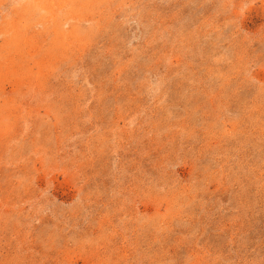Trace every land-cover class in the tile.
Segmentation results:
<instances>
[{
	"label": "rangeland",
	"instance_id": "obj_1",
	"mask_svg": "<svg viewBox=\"0 0 264 264\" xmlns=\"http://www.w3.org/2000/svg\"><path fill=\"white\" fill-rule=\"evenodd\" d=\"M0 115V264H264V0H0Z\"/></svg>",
	"mask_w": 264,
	"mask_h": 264
},
{
	"label": "bare ground",
	"instance_id": "obj_2",
	"mask_svg": "<svg viewBox=\"0 0 264 264\" xmlns=\"http://www.w3.org/2000/svg\"><path fill=\"white\" fill-rule=\"evenodd\" d=\"M42 1H43V0H42ZM36 2H37V1H36ZM44 2H45V1H44ZM46 2H47V1H46ZM38 3H39V2H38ZM86 3H87V2H86ZM29 4H30V3H29ZM47 4H48V3H47ZM80 4H81V3H80ZM92 4H93V3H92ZM31 5H32V3H31ZM41 6H42V5H41ZM52 8H53V7H52ZM29 9H30V7H29ZM45 9H46V8H45ZM45 9H44V10H45ZM39 10H40V9H39ZM26 11H27V10H26ZM29 11H30V10H29ZM29 11H28V13H29ZM67 12H68V11H67ZM23 13H24V11H23ZM63 15H64V14H63ZM23 18H24V17H23ZM23 18L21 17L22 20H23ZM53 21H54V20H53ZM50 22H51V21H50ZM52 23H53V22H52ZM56 23H57V22H56ZM49 25H50V24H49ZM95 25H96V24H95ZM61 26H62L61 24H60V26H58L57 24H55V25L52 27V35H55V36H57V37L60 36V35H61V36L66 35V33H65V29H64V30L61 29ZM47 27H48V26H47ZM48 28H49V27H48ZM48 28H47V29H48ZM62 28H63V26H62ZM49 31H50V30H49ZM50 32H51V31H50ZM42 33H43V31H42ZM44 33H45V32H44ZM44 33H43V34H44ZM68 33H69V32H67V34H68ZM9 34H10V33H9ZM49 34H50V33H49ZM73 34H74V33H73ZM73 34H72V35H73ZM16 35H17V34H16ZM40 35H41V37H43L42 34H40ZM40 35L38 36V38H40ZM68 35H69V34H68ZM70 35H71V32H70ZM72 35H71V36H72ZM66 36H67V35H66ZM66 36H65V37H66ZM47 37H48V36H47ZM65 37H64V38H65ZM73 37H74V35H73ZM21 38H22V37H21ZM38 38L35 37L37 43H38V40H40V39H38ZM45 38H46V36H45ZM25 39H26V38L24 37V39H23L21 42H19V43H20V47L23 46ZM46 39H47V38H46ZM48 39H49V38H48ZM50 39H51V37H50ZM31 40H32V39H31ZM63 40H64V39H63ZM52 41H53V40H52ZM15 42H16V41H15ZM27 42H28V41H27ZM47 42H48V41H47ZM63 42H64V41H63ZM68 42H69V41H68ZM9 43H10V42H9ZM54 43H56V40H55ZM11 44H12V43H11ZM11 44H10V46H11ZM35 44H36V43H35ZM40 44H41V43H40ZM42 44H43V43H42ZM25 45H26V43H25ZM53 45H54V44H53ZM8 46H9V45H8ZM27 46H28V45H27ZM36 46H38V45H36ZM5 47H7V46H5ZM25 47H26V46H25ZM38 47H40V46H38ZM7 48H8V47H7ZM32 48H34V47L31 46V49H32ZM22 49H24V51H25V48L22 47ZM28 49H29V48H28ZM35 49H36V47H35ZM50 49H51V47H50ZM50 49H49V50H50ZM42 50H43V49H42ZM49 50H48V52L52 51V49H51L50 51H49ZM33 51H34V50H33ZM45 51H46V50H45ZM22 52H23V51H22ZM31 52H32V50H31ZM31 52H29V54H27V55L29 56L30 59L26 56L28 60H32V59H33V56H34V55H33ZM38 52H39V51H38ZM52 52H53V51H52ZM52 52H51V53H52ZM6 53H7V51H6ZM27 53H28V52H27ZM43 53H44V52H43ZM50 55H51V54H50ZM4 56H5V55H4ZM31 56H32V57H31ZM60 56H61V55H60ZM9 59H10V58H9ZM24 59H25V58H24ZM81 59H82V58H81ZM6 62H7V61H6ZM8 63H9V62H8ZM14 63H15V62H14ZM28 64H29V63H28ZM2 65H5V67H7V68H9L10 66H12L11 68H13V64H12V65L10 64V66H8V65H6V64H2ZM25 66H27V65H25ZM37 66H38V64H37ZM18 67H19V66H17V68H18ZM40 67H41V66H40ZM14 68H16V67L14 66ZM1 69H2V67H1ZM45 69H46V68H45ZM7 75H8V74H7ZM35 75H36V74H35ZM36 82H37V81H36ZM15 83H16V82H15ZM0 116H1V115H0ZM9 135H10V134H9ZM1 137H2V136H1ZM5 139H6V138H5ZM13 139H14V138H13Z\"/></svg>",
	"mask_w": 264,
	"mask_h": 264
}]
</instances>
